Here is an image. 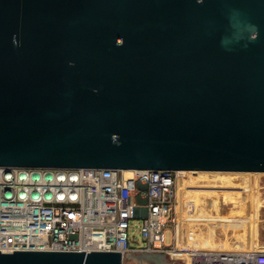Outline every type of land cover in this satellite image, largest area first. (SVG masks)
Here are the masks:
<instances>
[{
    "label": "water",
    "instance_id": "water-1",
    "mask_svg": "<svg viewBox=\"0 0 264 264\" xmlns=\"http://www.w3.org/2000/svg\"><path fill=\"white\" fill-rule=\"evenodd\" d=\"M0 165L264 171V0H0Z\"/></svg>",
    "mask_w": 264,
    "mask_h": 264
},
{
    "label": "built area",
    "instance_id": "built-area-1",
    "mask_svg": "<svg viewBox=\"0 0 264 264\" xmlns=\"http://www.w3.org/2000/svg\"><path fill=\"white\" fill-rule=\"evenodd\" d=\"M180 171L0 165V249L116 250L124 258L168 253L179 239ZM189 258L190 264H264V250L193 248Z\"/></svg>",
    "mask_w": 264,
    "mask_h": 264
},
{
    "label": "rangeland",
    "instance_id": "rangeland-1",
    "mask_svg": "<svg viewBox=\"0 0 264 264\" xmlns=\"http://www.w3.org/2000/svg\"><path fill=\"white\" fill-rule=\"evenodd\" d=\"M216 172L218 174H220V175H218ZM236 174H238L237 178H236ZM257 174H259V175H257ZM233 175H234V177L232 179V176ZM222 176H223V178H226V179H223ZM227 176H231V177L229 178ZM239 176H241V177H239ZM248 176H249V179H248ZM180 177H184V176H182L180 174ZM193 177L196 180L197 184L198 183H200V184H204V183L205 184H208L209 183V185H211L210 187L213 188L212 189L213 191L216 190L218 193L219 192L220 193L222 192L218 196V197H220L219 199H221V201L222 200L224 201L226 198H227L226 201H233V200H238L239 201L240 206L237 204L238 206H236V207L233 206V207L235 208V210H238L240 212H234V213H232V215L230 214V217H232V218H238V219L239 218L248 219L247 221L251 220L252 219L251 217H254L257 221H259L257 217L262 216L264 218V210L259 213V207H258V204H259L260 201H262V198L264 200V171H261V172H259V171H256V172L251 171L250 172V171H202V170H200ZM245 178L248 179V180L247 179L246 180L249 183L247 181H245ZM231 179L234 180V181H232ZM239 179H241V180H239ZM250 180H252V181H250ZM243 181L246 182V183H244ZM257 182H258V184H257ZM215 183L218 184L219 187L220 186L221 187L220 188L218 186L215 187L216 186ZM227 183H229L234 188L231 187ZM236 183L237 184L240 183V184L237 185ZM223 184H224V186H223ZM249 184H251V185H249ZM255 184L258 185V186H256ZM234 185H236V186H234ZM224 187H225L226 190L223 189ZM236 189H238V190H236ZM183 190L186 192V194H185V192ZM182 191L183 192H182V200H181L182 201V212H181V215H182V218H185V220L182 222V219H181V222H182V226L184 228V232L182 230V233H181L182 236H181L180 240L178 239V242H176L175 244H173L172 247L173 246L174 247L175 246L176 247H179V245L182 246V247L188 246V248H190L189 245L197 247L199 244H201L200 242L197 241L200 238V237L197 236V232L193 228L190 229V230L188 229V231H190L189 234H188L189 239L186 241V238L184 239V234L187 231L186 229L187 228H190V224H194V225H200L201 224L203 226V229L205 230V228L207 229V227L213 226V224L210 223L209 219L206 220L207 222L204 221V220H199V219H201L199 214H200L201 210L203 212L204 206L202 207L200 205H197L195 203L196 201H192L193 200V197L196 196V193L194 194L193 191H190L189 192V191H187L185 189H182ZM213 191H209V192L212 193ZM213 193H215V191ZM208 195H209V197H208ZM243 197H246V198H243ZM201 199L202 200L203 199H206L207 202H208V200L211 201V202L213 200H215L214 199V196L210 195L208 192L206 194L204 193L202 195V198ZM252 199H253V201H252ZM257 201H258V203H257ZM203 202H205V201L203 200ZM229 203H233V202H229ZM229 203H227V204H229ZM205 207L206 208L204 210L207 209L206 211H209V213H210L209 206L208 205H205ZM196 215H199V216H196ZM249 216H250L251 219L249 218ZM202 217H204V216H202ZM200 221H203V222H200ZM232 222H234V221H232ZM258 224L261 225V220H260V223H258ZM247 225L248 224L246 223V225H244V227L247 226ZM135 227H136V230L139 229L138 223H136ZM262 227H264V224L262 225ZM259 230H257V231H259ZM245 235H251V233L250 234L249 233H246ZM193 236H195L196 239H194ZM139 239H140V242L143 243L142 237L139 236ZM166 242L167 243H170V244L173 242L171 226H169V228L166 231ZM133 243H134V245H137L138 244V241H133ZM172 247H170V248H172ZM255 249L264 250V246L260 242H258V244H257V246H256ZM188 254H183L181 256H178V255L177 256H174L171 253V251H169L168 253H143V252H135L134 254H131V255L125 257L123 264H189L188 263V260H187Z\"/></svg>",
    "mask_w": 264,
    "mask_h": 264
},
{
    "label": "bare ground",
    "instance_id": "bare-ground-1",
    "mask_svg": "<svg viewBox=\"0 0 264 264\" xmlns=\"http://www.w3.org/2000/svg\"><path fill=\"white\" fill-rule=\"evenodd\" d=\"M128 175L132 174V169H125ZM200 170H194V169H181L180 174L184 177H181V188H180V192H179V222H178V234H179V240L181 238V233L182 230L184 232V228L182 226V222L185 220V218H182L181 212H182V189H185L187 191H193L194 194L196 193V196L193 197L192 201H196L195 203L197 205L200 206H204L203 208V212L201 210L200 212V218L199 220H204L206 221L207 219H209L210 223L213 224V226H209L207 227V229L205 228V230L203 229V226L200 225H194V224H190V228H187L186 233L184 234V239L186 238V241L189 239L188 234L190 231H188V229H195V231L197 232V236L200 237L197 241L200 242L201 244H199L197 247L195 246H190V248H188V246L186 247H182L179 245V247H176V249H171V253L174 256H181L183 254H188L189 251L193 248H209V249H214V248H222V249H230V250H248V249H255L258 242H260L263 246H264V227H262V225L264 224V218L262 216L257 217L259 221H257L254 217L249 216V218L251 220L247 221L248 219H242V218H232L230 217V214L232 215V213L234 212H240L238 210H235L234 207L236 206H240V203L238 200H233V201H226V199L223 201H221V199H219L220 197H218L221 193L217 192L216 190L215 193H213L214 191L212 190L213 188L210 187L211 185L208 184H200L196 182V180L194 179L193 176H195V174L197 172H199ZM202 171H210V170H202ZM251 172V171H250ZM256 172V171H253ZM209 173V172H208ZM211 173V172H210ZM214 173V172H213ZM217 173V172H216ZM223 173V172H222ZM218 174V173H217ZM230 174V173H229ZM247 174V173H246ZM254 174V173H253ZM220 175V174H218ZM243 175V174H242ZM248 175V174H247ZM259 175V174H257ZM213 176V175H212ZM215 176V175H214ZM224 176V175H223ZM222 176V178H223ZM238 174H236V178H237ZM245 176V175H244ZM253 176V175H252ZM197 177V176H196ZM221 177V176H220ZM219 177V178H220ZM227 177H231V176H227ZM234 175L232 176L233 179ZM241 177V176H239ZM255 177V176H254ZM198 178V177H197ZM203 178V177H202ZM208 178V177H207ZM226 179V178H223ZM231 179V180H232ZM247 178H245V181H247L249 179L246 180ZM258 179V178H257ZM241 180V179H239ZM234 181V180H232ZM252 181V180H250ZM244 182V181H243ZM248 182V181H247ZM223 183V182H222ZM221 183V184H222ZM231 183V182H230ZM241 183V182H240ZM238 183V184H240ZM246 183V182H244ZM249 183V182H248ZM193 184V185H192ZM229 184V183H227ZM237 184V183H236ZM237 184V185H238ZM258 184V182H257ZM215 187L218 186V184L215 183ZM220 185V184H219ZM230 185V184H229ZM245 185V184H244ZM251 185V184H249ZM254 185V184H253ZM256 185V184H255ZM213 186V185H212ZM224 186V184H223ZM231 186V185H230ZM236 186V185H234ZM258 186V185H256ZM219 187V186H218ZM221 187V186H220ZM219 187V188H220ZM227 187V186H226ZM233 187V186H231ZM218 188V189H219ZM234 188V187H233ZM238 188V187H237ZM242 188V187H241ZM211 189V190H210ZM217 189V188H216ZM225 189V187L223 188ZM222 189V190H223ZM228 189V188H227ZM232 189V188H231ZM239 189V188H238ZM236 189V190H238ZM258 189V188H257ZM226 190V189H225ZM229 190V189H228ZM233 190V189H232ZM235 190V189H234ZM240 190V189H239ZM243 190V189H242ZM209 191H213L212 193ZM185 192V191H184ZM209 193L210 195L214 196V199L212 202L206 199H203L205 202H203L202 195L205 193ZM225 193V192H224ZM186 194V192H185ZM189 196V195H188ZM209 197V195H208ZM216 197V198H215ZM254 197V196H253ZM256 197V196H255ZM212 198V197H211ZM246 198V197H243ZM250 198V197H249ZM254 199V198H253ZM252 199V201H253ZM188 200V199H187ZM229 202H233V203H229ZM188 203V202H187ZM229 203V204H227ZM258 203V201H257ZM193 204V203H192ZM238 204V205H237ZM191 205V204H190ZM205 205H208L210 208V213L209 211L204 210L206 207ZM242 205V204H241ZM253 205V204H252ZM264 200L262 198V201L259 202L258 207H259V213L261 211L264 210ZM234 206V207H233ZM254 206V205H253ZM231 207V208H230ZM257 207V206H256ZM254 208V207H253ZM248 209V208H247ZM246 209V210H247ZM196 211V210H195ZM253 212V211H252ZM189 214V213H188ZM196 215V216H199ZM204 216V217H202ZM182 219V222H181ZM261 220V225L258 224L260 223ZM234 221V222H232ZM253 221V222H252ZM255 221V222H254ZM203 222V221H200ZM207 222V221H206ZM209 223V222H208ZM246 223L248 224L247 226L244 227V225H246ZM189 227V226H188ZM206 227V226H205ZM259 231H257V230ZM262 229V230H261ZM246 233H251V235H245ZM261 234V235H260ZM194 239H196L195 236H193ZM183 239V240H184ZM182 240V239H181ZM185 241V242H186ZM185 252V253H184ZM187 260L188 263L190 264V258H189V254L187 256Z\"/></svg>",
    "mask_w": 264,
    "mask_h": 264
}]
</instances>
